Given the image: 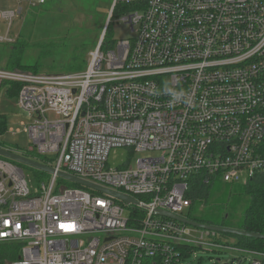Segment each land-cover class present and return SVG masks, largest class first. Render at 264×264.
<instances>
[{"label": "built area", "instance_id": "built-area-1", "mask_svg": "<svg viewBox=\"0 0 264 264\" xmlns=\"http://www.w3.org/2000/svg\"><path fill=\"white\" fill-rule=\"evenodd\" d=\"M18 14L0 11L1 43L15 41ZM118 17L131 36L105 40L106 26L82 71L0 68L32 119L25 153L131 198L59 185L56 173L31 192L0 156V242L20 248L11 264H179L217 232L159 212L195 221L184 215L193 179L243 185L264 174V0H111L110 26ZM118 148L152 154L111 166Z\"/></svg>", "mask_w": 264, "mask_h": 264}, {"label": "rangeland", "instance_id": "rangeland-1", "mask_svg": "<svg viewBox=\"0 0 264 264\" xmlns=\"http://www.w3.org/2000/svg\"><path fill=\"white\" fill-rule=\"evenodd\" d=\"M110 5L111 0H50L43 6L29 7L25 2L0 0V11L22 8L23 16L18 14L13 18L11 25V31L16 38L20 35V39L28 46L23 61L32 67L22 70L29 73L55 74L72 73L64 70H71L73 59H79V64L82 65L81 60L84 58L83 66L86 68L90 52L97 47L103 37L105 40H119L131 36L129 27L123 23L120 17L114 18L113 24L110 26L108 23ZM6 28L7 24L0 19L1 35H5ZM73 44L82 47V53H76ZM13 48L14 45L10 46L8 43L0 42V66L6 62L10 50ZM10 90L9 84L0 85V115L6 123V131L4 128L0 130V140L12 145L19 152L25 153L30 145V140L23 125L29 126L32 119L19 108L16 95ZM47 117L54 120L57 115L49 113ZM10 129H18L20 132L12 133L9 131ZM151 154L150 151L132 154V151L128 149L118 148L111 153L109 164L118 166L129 160L130 165L135 167L138 159ZM23 170L30 191H35L38 178L35 177L32 170L27 168ZM50 178L49 173L43 175V179L46 181H49ZM245 185L238 183L225 185L217 180L215 184L209 186L207 202L194 204L190 211H184V215L189 212L190 218L204 219L206 217L217 226L223 224V227L240 229L249 204V198L243 189ZM226 214L228 218L222 222ZM204 232L200 229L195 231L197 236ZM238 237L247 236L224 232L216 233L212 239H207L209 242L213 241L211 247L192 249L189 254L184 255L179 264H250L252 256L247 252L257 253L256 255L264 254V247H256V249L240 253L237 248L244 249L242 248L243 243L241 240L238 241ZM10 263V260L6 261V264Z\"/></svg>", "mask_w": 264, "mask_h": 264}, {"label": "trees", "instance_id": "trees-1", "mask_svg": "<svg viewBox=\"0 0 264 264\" xmlns=\"http://www.w3.org/2000/svg\"><path fill=\"white\" fill-rule=\"evenodd\" d=\"M43 6V5H42ZM23 16V15H22ZM21 16V17H22ZM22 37V36H21ZM78 37V36H77ZM77 42V41H75ZM10 46L14 45V48L10 50V53L6 59V62L0 66V68H4V69H11V70H20V71H24L22 69H26L28 67H32L29 66L30 64L24 63V56H25V50L28 47L26 44H24L23 40L20 39V35L18 38L15 39V41L11 44H9ZM74 50L76 53H82V47L76 46V44H73ZM85 52V50H84ZM84 55V53H83ZM84 58L81 60L82 65L79 64V59H73V65L71 70H64V71H71V72H79L85 69L84 65ZM15 68H20V69H15ZM26 72V71H25ZM34 73V72H31ZM4 84H9V86L11 87V90L17 98V92H18V85L14 84V83H4ZM3 84V85H4ZM2 85V84H1ZM1 128H4L6 131V123H5V119L0 115V130ZM0 146L18 153L19 152L15 147H13L12 145L6 144L4 142H2L0 140ZM22 154V153H21ZM24 155L31 157V158H35L36 160H39L43 163H46V160L39 155H35L32 153H24ZM4 159V158H3ZM9 162L11 161V163L19 166L22 169H30L33 171L34 175L36 178H38V180H45L43 179V175L45 174L42 171H39L37 169L31 168V167H27L22 164H19L15 161H12L11 159L8 160ZM58 184H63V185H68V187H76V188H81L78 185H75L73 183L70 182H66L64 180H58ZM225 184V183H224ZM225 185H229V184H225ZM244 189V193L248 196L249 198V204L248 207L244 213V218H243V222L240 226V230H245L248 232H254V233H259V234H263L264 235V174L258 175L256 176V178L254 177L252 180H250ZM190 191L189 192V196L192 198V206L190 207V209L193 208L194 204L198 205L201 203H206L207 200L206 198L209 195V185L207 183L204 182L203 178H195L191 181V187H190ZM189 209V211H190ZM187 215L189 216V212L187 213ZM194 219V218H192ZM225 218H223L222 222H225L224 220ZM195 221L199 222V223H207V224H212V225H216L213 221L211 222L210 220H208V218H204V219H194ZM220 226H223V224H218ZM225 226V225H224ZM238 241L240 242V240L243 243L242 248L246 251H250L252 249H256V247H264V239H257V238H247V237H238ZM19 245L13 242H0V264H6L7 260H10L11 262L14 261V259H18L19 257ZM192 251V249L187 250L184 255L186 256L187 254H189ZM11 264V263H10Z\"/></svg>", "mask_w": 264, "mask_h": 264}, {"label": "water", "instance_id": "water-1", "mask_svg": "<svg viewBox=\"0 0 264 264\" xmlns=\"http://www.w3.org/2000/svg\"><path fill=\"white\" fill-rule=\"evenodd\" d=\"M0 156L4 157V158H7L9 160L11 159L12 161H15V162H17L19 164H22V165H24V167L25 166L31 167V168H34V169H37L39 171H42V172H45V173H49V174L56 173V175H57V177L59 179H63L65 181H68V182L73 183L75 185H80V186L82 185V187L93 189V190H95V192L99 191V192H102V193L109 194L111 196H115V197L123 200L124 202H129L131 200V198L126 197L123 194H120V193H117V192H114V191H111V190L109 191L108 189L100 187V186H98L96 184L94 185L92 183H89L88 181L76 178V177H74V176H72V175H70L68 173H65V172H62V171H56L54 168L52 169V167H50L48 165H45L44 163H42V162H40L38 160L29 158L27 156H24L21 153H18V152L3 148L1 146H0ZM159 213L165 215L166 218L167 217L174 218L176 220H180L182 222L190 224V225H192L194 227H200V228L211 230V231H214V232H217V233H223L224 232V233L232 234V235H241V236H247V237H252V238H257V239H264V235L263 234H259V233L248 232V231L240 230V229H232V228L223 227V226H217V225H209V224H206V223H199L197 221H191V220L180 218V217H178V216H176L174 214H171V213H166V212H159ZM237 249H238V251L240 253L245 252L244 250H240L239 248H237ZM238 264H240V263H238Z\"/></svg>", "mask_w": 264, "mask_h": 264}, {"label": "clouds", "instance_id": "clouds-1", "mask_svg": "<svg viewBox=\"0 0 264 264\" xmlns=\"http://www.w3.org/2000/svg\"><path fill=\"white\" fill-rule=\"evenodd\" d=\"M172 95H173V97H174V99H179L181 96H184L185 95V93L184 92H172Z\"/></svg>", "mask_w": 264, "mask_h": 264}, {"label": "flooded vegetation", "instance_id": "flooded-vegetation-1", "mask_svg": "<svg viewBox=\"0 0 264 264\" xmlns=\"http://www.w3.org/2000/svg\"><path fill=\"white\" fill-rule=\"evenodd\" d=\"M223 218L227 219V218H228L227 214H226L225 217H223Z\"/></svg>", "mask_w": 264, "mask_h": 264}, {"label": "crops", "instance_id": "crops-1", "mask_svg": "<svg viewBox=\"0 0 264 264\" xmlns=\"http://www.w3.org/2000/svg\"><path fill=\"white\" fill-rule=\"evenodd\" d=\"M240 248V247H239ZM246 252V251H245Z\"/></svg>", "mask_w": 264, "mask_h": 264}]
</instances>
